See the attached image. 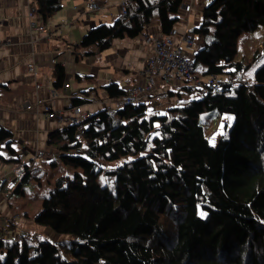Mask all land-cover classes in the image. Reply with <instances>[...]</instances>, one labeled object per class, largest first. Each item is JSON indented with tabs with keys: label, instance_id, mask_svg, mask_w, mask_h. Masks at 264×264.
<instances>
[{
	"label": "trees",
	"instance_id": "obj_1",
	"mask_svg": "<svg viewBox=\"0 0 264 264\" xmlns=\"http://www.w3.org/2000/svg\"><path fill=\"white\" fill-rule=\"evenodd\" d=\"M37 1L44 22L62 8V0ZM187 1L126 0L113 24L91 28L75 44L77 59L101 54L116 39L137 38L157 20L171 35ZM260 29L264 0H210L190 31L204 38L194 69L201 86L183 82L168 90L167 97L181 100L161 115L146 102L126 103L130 92L111 83L107 95L122 99L115 110L51 132L48 144L59 153L51 165L78 171L57 178L33 222L66 241H2L0 264H264V63L253 77L243 76L264 46L239 59L241 38ZM55 76V88H63L65 66L58 64ZM83 102L74 98L72 106ZM212 111L233 116L216 145L201 123ZM14 143L0 124L1 163L15 162ZM122 158L106 172L115 178L112 191L99 182L100 164ZM36 164L23 167L20 185L3 179L0 190L24 193L34 177L40 183L41 175L32 176ZM17 218L8 223L15 226Z\"/></svg>",
	"mask_w": 264,
	"mask_h": 264
},
{
	"label": "crops",
	"instance_id": "obj_2",
	"mask_svg": "<svg viewBox=\"0 0 264 264\" xmlns=\"http://www.w3.org/2000/svg\"><path fill=\"white\" fill-rule=\"evenodd\" d=\"M86 1L62 0V8L44 22L40 16H31L32 8L38 10L37 0H0V39L4 41L0 47V124L13 132L16 150L15 162H0V178L10 179L9 186L17 185L21 170L36 159L37 154L44 152L46 155L51 150L48 144L50 133L67 127L48 118L46 104H50L55 112L69 113L72 100L78 98L85 101L82 108L91 114L104 109L103 104L115 110L122 99H110L106 86L117 83L125 91H131L146 84L147 65L154 56V46L148 43L147 37L162 35L158 20L137 38L116 39L112 47L101 54L78 60L80 52L75 44H79L91 28L113 24L123 13L122 4L126 2L97 0L101 9L93 11L87 8ZM209 2L188 0L191 10L183 9L175 28V44L193 59L204 45V38L190 34V27L201 21L202 11ZM32 19L45 25L49 36L36 32L31 27ZM186 36L194 39L192 47L188 46ZM29 64H34L37 74L29 70ZM58 64L65 66L66 79L64 87L56 89L55 67ZM182 84L176 81L168 85L157 77L154 87L140 95L139 102L148 103L151 113H161L165 111L164 103L174 99L163 96V93ZM152 96L154 104L160 103L162 107L151 105L152 100L148 101V98ZM9 205V202H0L1 213L7 218L16 214L8 208ZM7 218L2 221L7 222ZM28 218L31 223L32 219Z\"/></svg>",
	"mask_w": 264,
	"mask_h": 264
},
{
	"label": "rangeland",
	"instance_id": "obj_3",
	"mask_svg": "<svg viewBox=\"0 0 264 264\" xmlns=\"http://www.w3.org/2000/svg\"><path fill=\"white\" fill-rule=\"evenodd\" d=\"M193 28L194 25L192 24L190 29ZM263 46H264V29H260L253 33L244 35L240 41L239 59L243 61L248 60L249 58H251L253 53L256 52V50H260ZM262 63H264V56L261 57L256 64L252 65L250 69L243 76L246 78L253 77L255 69L257 68L258 65ZM163 96L167 97L166 92L163 93ZM194 97L197 98L196 95ZM173 98L174 99H172L171 102L169 101L168 103L167 102L164 103V110L170 108L172 104H175L179 100H181L180 98L178 100L176 97ZM165 99L169 100L168 98ZM148 101H151V105H160L162 107L160 103L154 104L153 96L151 97V99L148 98ZM229 117L231 119H229ZM232 121H233V116L228 113L220 114L217 111H212L201 115V123L203 124L205 128V133L212 145H216L219 142V140L227 134L226 125L231 124ZM50 149L51 150L43 158L35 159L37 161V164L35 165V169L32 170V176L41 175L43 179L40 183L34 177L33 179L30 180L29 183L25 185L24 193L15 192L13 191V189H8L7 192H3L0 190V195H1L0 202L5 201L7 203L8 202L7 199H10L11 204L8 206V208L9 209L12 208L14 213L20 216V218H17L15 220L14 223L15 226L12 227L14 231L10 234V239H7L11 242H19L20 244H23L24 241H26L30 245H35L38 242L37 240L41 239V237H43V239L41 240L47 239L52 242L66 241V239H64L65 237L58 236L56 233L53 232L52 229L39 224H35L33 222L34 217L41 209L43 199L49 194V191L55 187V182L57 178L61 176L73 177L74 173L78 171L76 169H73L72 167L69 166L66 167L65 165L59 167L52 166L50 161L53 160L54 158H57L59 153L52 147H50ZM125 160L126 158H122L116 161H111L109 163L102 162L100 164V166L103 167V170L99 176V182L101 183L102 186H108L111 188L112 191H116L115 178L106 172L107 170L115 169L121 166L122 164H124ZM5 166L7 165L5 164ZM1 172L5 173L4 170H1ZM9 175H12V173H9ZM21 179L22 178L20 176L17 185L21 184L22 182ZM1 180L2 179L0 178V181ZM6 181L7 182L10 181V179ZM14 216L15 214H13V216L11 215L9 218L12 219ZM27 216L32 219L31 223L29 222L30 220H27L29 219ZM2 218H7V216L2 214L0 210V223L3 222ZM3 223L0 225V232H4V229L9 230V228L6 227L7 222L4 221ZM23 231L24 232L26 231L25 233L26 234L28 233L29 236L25 240H19L18 235H20V233ZM67 258L72 259V257L69 255L67 256Z\"/></svg>",
	"mask_w": 264,
	"mask_h": 264
},
{
	"label": "built area",
	"instance_id": "obj_4",
	"mask_svg": "<svg viewBox=\"0 0 264 264\" xmlns=\"http://www.w3.org/2000/svg\"><path fill=\"white\" fill-rule=\"evenodd\" d=\"M86 6L88 9L93 11H98L101 9V4L97 0H87ZM123 9L125 10V3L122 4ZM187 12L191 10V6L187 5L183 9ZM124 12V11H123ZM31 16H39L37 8H32ZM31 27L35 29L36 32L40 34H46L49 36L50 32L48 31L45 25H41L32 19ZM174 31L171 35L165 36H148V43L154 46V56L149 60L147 65V81L145 85L136 86L131 91H129V96L126 98V103L137 104L139 102L140 95L149 92L155 85L156 78H162L163 81L168 85H173L176 81L179 82H190L192 87H199L202 85L200 79L196 76L195 69V60L189 57L188 53L182 48L178 47L174 42ZM188 46L192 47L194 44V39L191 36H186L185 38ZM4 44V41L0 39V47ZM29 70L37 74L36 67L34 64H29ZM232 83V80H229ZM212 88H218L219 84L217 82H211ZM27 107H30L28 104ZM103 108L107 110H113L107 104H103ZM45 111L49 119H54L59 121L63 125H81L83 122L88 120L91 116L89 111H85L82 106H72L70 112H55L53 111L50 104L45 106ZM82 129V127H80ZM37 158H42L44 152L37 154ZM6 227L9 230L4 229V232H0V242L10 239V234L14 231L12 226L8 223ZM27 237V234L21 232L18 235L19 240H24Z\"/></svg>",
	"mask_w": 264,
	"mask_h": 264
},
{
	"label": "snow or ice",
	"instance_id": "obj_5",
	"mask_svg": "<svg viewBox=\"0 0 264 264\" xmlns=\"http://www.w3.org/2000/svg\"><path fill=\"white\" fill-rule=\"evenodd\" d=\"M251 75V74H250ZM161 115H163V113H160ZM229 119H231L230 117H229ZM155 127L158 129V128H160L161 127V125L159 124V123H156L155 124ZM157 135H159V133H157ZM103 179V178H102ZM41 239H43V237H41Z\"/></svg>",
	"mask_w": 264,
	"mask_h": 264
}]
</instances>
